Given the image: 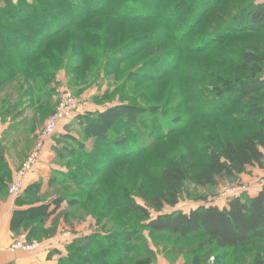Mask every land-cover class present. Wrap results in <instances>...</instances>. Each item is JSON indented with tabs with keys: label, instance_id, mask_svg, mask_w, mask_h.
<instances>
[{
	"label": "rangeland",
	"instance_id": "obj_1",
	"mask_svg": "<svg viewBox=\"0 0 264 264\" xmlns=\"http://www.w3.org/2000/svg\"><path fill=\"white\" fill-rule=\"evenodd\" d=\"M27 1L48 8L43 13L73 18L63 0ZM124 1L97 0L102 10L80 22H58L56 33L46 38L38 27L40 9L26 6L27 11L13 13L7 10L11 1L0 0V6H6L0 8V36L5 37H0V211L6 202L12 203V214L44 206L34 210L39 216L19 222L14 239L25 235L28 242L53 240L60 248L63 239L93 235V240L105 239L114 244L112 249L122 251L121 264H183L195 255L202 264H250L256 255L264 257V238H253L234 249H218L204 236L186 238L167 230L151 231L148 220L128 207L132 202L145 206L161 191L160 173L170 162L186 155L190 170L200 171L211 149L252 134L255 120L264 118V91L238 93L242 82L264 74V28L230 25L226 37H211L223 21L253 1L264 0H220L188 31L184 24L202 10L192 11L199 0H135L140 6L137 11L146 14L131 17L118 12L128 9ZM84 5L82 0L79 7ZM52 17L43 23L50 25ZM32 52L30 60H24ZM247 57L254 61L247 63ZM257 69L261 72L254 73ZM147 71L157 74L146 77ZM64 92L79 102L81 115L95 116L110 106L134 104L168 113L179 126L131 155L125 153L128 147L117 152L108 141L86 137L79 115L66 124L62 120L53 134L44 136L43 128ZM248 108L259 115L248 117ZM125 129H113L119 144L132 137ZM37 150L40 155L19 194L20 202L15 200L13 205L9 184ZM41 164L51 170L40 172ZM37 170L40 177L27 185L30 173ZM181 188L176 205H165L159 212L149 209V216L207 205L223 207L233 197H251L264 188V160L236 176H216L207 186L184 179ZM129 232L133 234L127 240ZM57 251L54 264H71L56 258ZM93 257L90 254L84 263L91 264Z\"/></svg>",
	"mask_w": 264,
	"mask_h": 264
},
{
	"label": "trees",
	"instance_id": "obj_2",
	"mask_svg": "<svg viewBox=\"0 0 264 264\" xmlns=\"http://www.w3.org/2000/svg\"><path fill=\"white\" fill-rule=\"evenodd\" d=\"M10 1L12 2V0ZM63 1L73 11L72 20L63 16V14L61 15L57 13L56 15H53L49 12L47 14L43 13L41 10L47 11L46 9L48 8L42 4H39V6L38 2L34 1L29 2L27 0H19L18 2H9L8 5H11V8L7 10L13 11V13H21L22 11H27L26 6H35V8L37 7V9H40V15L42 16L37 17L39 22L38 27H40L39 30L43 33V36L45 35L47 38L56 33L57 28L59 27H56V23L62 22L64 25H68L70 21L80 22L88 16V14L104 8L101 7V5L99 6L97 0H85V5L82 8L79 7L82 0ZM218 1L220 0H199L198 5L195 8L192 7V11L197 10L198 8H201L202 10L199 11L198 15L193 13V15L190 16L184 24V28H188L185 29V31L190 30V26L201 18L200 16L205 13L207 8L213 6ZM124 3V6L128 9H119V14L123 11L127 16L131 17L132 15L142 16V14L145 13L144 11H137L140 6H138L139 4H136L135 0H126ZM132 3L135 5H132ZM200 3L202 4L199 7ZM130 4L132 7H128ZM205 7L206 9L203 10ZM0 8L6 9V6H0ZM44 14L46 15L43 16ZM57 15L62 17L58 18ZM50 16H53L50 25L44 24V19L46 20V18ZM168 20L169 18L166 16L165 21ZM230 25H238L240 27H246L247 29L264 28V2L257 3L253 1L248 7L242 10L240 14H234L223 21V24L219 25L220 28H218L216 32H213V35L210 34L211 37H217V39L226 37L225 35L230 33L228 29ZM173 29L174 28H171V30ZM212 31L213 30L205 33L208 34ZM173 33L174 36H177V38L181 40V36L176 34V32H172V36ZM207 34L200 37L204 38ZM0 37L5 40V37ZM38 42L41 44L43 41L39 40ZM32 54L33 52L28 54L27 59L24 60H30ZM246 61L247 63H250L254 60L251 59V57H247ZM258 71L261 72L260 69H257L254 73H257ZM155 74L157 73L155 72ZM155 74L154 72L147 71L145 76H156ZM260 90L264 91V74L258 76L255 80L242 82L238 93L240 95H246L248 91ZM3 102L8 104L5 100ZM80 113H75L74 116L65 119L63 122L66 124L75 116L79 115L78 123L79 126L83 127V132L86 137L100 141H108L109 148L117 152L128 147L130 151L126 150L125 153L130 154L127 155L136 154L146 150L155 140L169 134L179 126L174 122V117L168 113L164 112L163 114H159L151 112L144 107H139L134 104L110 106L103 111L96 113L95 116L81 115ZM245 113V115L251 118H256V116L259 115V112L252 111V108H248ZM255 123L257 128L252 134L244 135L235 141H223L219 149H211L208 161L200 171L192 172L190 170V166L192 165L189 157L186 155H182L176 160L170 162V164L160 173L162 180L161 191L159 190L145 206L134 204L133 202L128 204V207L130 208L129 211L140 214L141 217L146 218L148 220L146 226L151 231L167 230L186 238L204 236L208 239V242L212 243V245L218 249H234L243 246L253 238H264V188L257 194L245 199L240 198L239 196L233 197L223 207L207 205L193 208L188 212L177 211L158 215L155 218L149 216V209H154L159 212L165 207V205L174 206L178 203V200L182 195L181 187L184 179L189 180L197 186H207L213 183L216 176H236L237 174L242 173L248 165L261 164L264 160V118L256 119ZM115 126L122 129L126 128L125 130H127L132 137L128 138L124 144H119V141L113 133ZM89 158L90 154L86 156V159ZM0 179L2 178L0 177ZM32 187L33 186H31V188ZM21 197L22 195L18 196L16 199L17 203L20 202L18 199ZM42 207H44L43 204L28 209L15 210L11 219V231L18 234L16 229L19 222L25 220V218L39 216V213L37 215L35 211ZM50 211L51 209L49 206L47 207V212L49 213ZM132 234L133 233L131 232L125 234V238L128 240L131 238ZM27 238H29V234H27ZM94 240L95 244L93 246L92 243ZM94 240L93 235L78 236L76 239L74 238L70 241L63 239L60 241V244H62V247L66 249L68 253L61 255L59 259L71 264H85V259L87 260L90 254H92L94 257L91 264H121L123 254L122 251L119 252L120 249L117 250L116 247L112 249L111 247L114 244L105 239L104 241L98 240L99 242L96 239ZM46 243H48V246L51 244L50 242ZM87 244L88 249L86 250L85 248ZM96 244L99 246L98 248H96ZM123 248L125 249L123 250L126 251L127 247L123 246ZM107 249H109L108 252ZM88 252L92 253L86 255ZM73 255L77 258L74 259ZM86 264H89V262ZM183 264L202 263L200 257L195 255ZM250 264H264V257L256 255Z\"/></svg>",
	"mask_w": 264,
	"mask_h": 264
},
{
	"label": "crops",
	"instance_id": "obj_3",
	"mask_svg": "<svg viewBox=\"0 0 264 264\" xmlns=\"http://www.w3.org/2000/svg\"><path fill=\"white\" fill-rule=\"evenodd\" d=\"M3 129L0 127V141L3 139ZM44 163V161H43ZM40 172L48 173L50 168L43 167V164L39 166ZM32 172V171H31ZM38 170L35 173H30V178L27 180V185L32 184L34 181H37L40 175L37 174ZM18 198V196H17ZM16 197H12V202H14ZM4 203V202H3ZM4 209L0 211V264H54V250H58L60 253L58 255L59 258L61 255H65V250L60 246L57 248L53 245V240H50V246L46 243L41 242L40 248L27 252L22 250H10V244L12 240L15 238V232L11 231L10 222L12 217V203L6 202ZM4 205V204H3ZM15 205V202L13 203ZM1 208V207H0ZM50 209H53V206H50ZM44 243V244H43ZM58 245V244H57Z\"/></svg>",
	"mask_w": 264,
	"mask_h": 264
},
{
	"label": "built area",
	"instance_id": "obj_4",
	"mask_svg": "<svg viewBox=\"0 0 264 264\" xmlns=\"http://www.w3.org/2000/svg\"><path fill=\"white\" fill-rule=\"evenodd\" d=\"M79 102H75L74 98H72L69 92H64L62 94V99L60 101L59 107L53 116L46 122L43 128L44 136H49L55 132L58 126L61 124L62 120L71 118L77 113L79 110ZM40 150L33 151L26 161L24 162L22 168L19 170L16 179L9 184L8 190L9 193L17 197L21 193L24 188V184L26 183V178L28 173L33 169V165L37 161L40 155ZM41 243L38 242H28L26 241L25 235H22L13 241L10 244V250H22V251H34L40 248Z\"/></svg>",
	"mask_w": 264,
	"mask_h": 264
}]
</instances>
